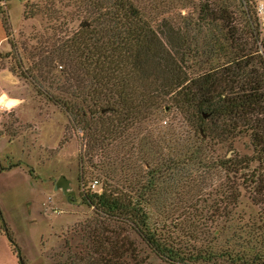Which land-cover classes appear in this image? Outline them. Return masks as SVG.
Instances as JSON below:
<instances>
[{"label":"trees","instance_id":"obj_1","mask_svg":"<svg viewBox=\"0 0 264 264\" xmlns=\"http://www.w3.org/2000/svg\"><path fill=\"white\" fill-rule=\"evenodd\" d=\"M233 1L218 0L201 7L196 21L181 16L178 22L162 18L155 27L136 0H80L85 17L78 28L68 38L52 39L48 46L44 41L32 54L39 57L37 64L19 76L29 80L37 94L58 106L72 125L81 128L91 166L94 153L106 158L95 166L104 170L105 185L100 191L85 189L83 174L78 179L82 204L92 208L104 224L93 225L90 230L89 241L96 245L87 255L86 264H127V255L135 264H142L145 259H135L133 243L123 236L124 227L162 261L184 264L182 252L174 249L165 232L173 223L178 227L180 223L175 221L180 222V217L167 225L165 220L152 222L150 211L155 203L163 206L172 190L179 189L181 177L177 175L184 172L199 179L205 177L195 173V167L203 172H223L217 179L218 199L210 207L214 215L221 217L237 206L242 187L249 190L255 204L263 207L260 222L264 228V36L260 42L262 31L254 0H238V13L233 11ZM54 4V0H45L39 7L27 2L24 16H33L28 9L36 7L54 15ZM0 18L12 47L8 40L12 27L3 7ZM201 24L207 31L203 38ZM191 59L206 65V69L191 74L187 65ZM56 61L62 67L63 83L59 85L49 76ZM48 80L55 87H45ZM171 108L182 119L177 132L171 129L143 134L142 125L159 121L157 112ZM241 135L249 136L251 157L222 162L209 155L211 143ZM122 152V183L114 184L111 180L116 169L111 157L116 155L117 160ZM253 163L257 166L248 170ZM143 165L148 168L141 174ZM180 184L186 189L188 209H195L192 202L201 198L194 192L197 185L183 177ZM0 222L18 263H24L1 210ZM113 224L121 230L112 228ZM238 239L245 244L251 242V236ZM260 242L264 247V236ZM224 245L218 250L208 245L202 259L222 257L233 264L248 263L245 252L233 251L229 239ZM257 256L259 252L249 258L250 264L259 262Z\"/></svg>","mask_w":264,"mask_h":264},{"label":"rangeland","instance_id":"obj_2","mask_svg":"<svg viewBox=\"0 0 264 264\" xmlns=\"http://www.w3.org/2000/svg\"><path fill=\"white\" fill-rule=\"evenodd\" d=\"M5 1L12 27L8 37L12 47L6 54L8 62L3 60L2 63H8L20 81L16 90L22 95L23 103L20 116H17L13 108L0 109V137L6 136L11 143L0 142V210L21 250L25 264H86L87 255L91 250L94 251L96 245L89 241L92 236L90 230L93 225L104 224H100L101 218L95 215L92 208L82 204L80 197L82 190L79 188L78 179L83 174L85 189L100 191L105 185V175L104 170L95 166L106 161V158L94 153L92 159L94 166H91L81 128L72 125L68 116L58 106L37 94L29 80L19 77L37 64L39 57L33 58L32 54L38 51L44 41L48 46L52 39H64L72 35L78 28L80 20L85 17L83 6L80 0H54V15L49 14L43 7L42 9L36 7L40 11H36L35 8L28 9V12H34V15L27 18L23 13V5L28 2L41 7L45 0ZM217 1L136 0V3L146 14L145 18L157 27L162 18L178 22L181 16L196 21L201 7L212 6ZM255 1L264 3V0ZM233 4L235 5L233 11L238 13V0L233 1ZM2 7L1 2L0 8ZM201 25L202 29L199 30L202 31L203 38L207 31L206 27ZM191 30L194 31L196 28L191 27ZM261 31L260 42L264 36V28H261ZM259 49L262 51L261 46ZM203 59L204 57L200 58V61ZM187 65L191 74H196L207 67L192 59ZM53 66L49 76L58 85L62 84L60 73L62 67L58 61ZM44 86H51L49 80ZM52 92L56 93L54 90ZM156 119L159 121L142 125L143 134L167 133L171 129L177 132L182 125V119L173 108L170 111L157 112ZM209 147V155L214 160L219 159L222 162L253 155L249 136L246 135L219 144L211 143ZM122 156L123 152L118 154L117 160L116 155L111 157L116 169V175L111 180L114 184L122 183L119 178ZM256 166L257 164L253 163L248 170ZM147 168L141 166V174H144ZM9 169L11 170L5 171ZM195 169H197L195 173H202L205 177L199 179L198 176L192 174L188 176L184 172L182 176L177 175L181 177L177 182L179 189L172 190L164 202V207L157 203L156 206L152 205L151 221L165 220L169 225L171 219L180 217L178 220L180 222L175 221L180 223L179 226L173 223L174 225L165 232L173 242L174 249L178 248L182 252L184 264H233L222 257L215 260L205 256V259H202L203 251L207 250L208 245L211 244V247L218 250L225 246L226 239L230 240L233 251L245 252L248 263L236 264H250L249 258L258 252L259 262L256 261L254 264H264V247L260 242V238L264 236V228L260 222L263 207L252 201L249 190L240 187L241 197L237 206L229 208L221 217L214 215L210 207L218 199L217 179L223 172L216 169L209 172H203L197 167ZM182 177L197 185L194 192L201 198L192 202L195 203L196 211L187 207L185 200L188 196L184 198L186 189L180 188ZM240 183L243 184L242 181ZM227 213L229 214L223 219ZM112 228L121 230L114 224ZM123 230L124 238L133 243L136 260L144 258L142 264H169L152 253L128 227H124ZM192 234L196 235V239L190 238ZM239 236L243 239L251 236L250 244L243 243L242 239H238ZM235 242L241 246L237 247ZM124 261L127 264H135L130 255H127Z\"/></svg>","mask_w":264,"mask_h":264},{"label":"crops","instance_id":"obj_3","mask_svg":"<svg viewBox=\"0 0 264 264\" xmlns=\"http://www.w3.org/2000/svg\"><path fill=\"white\" fill-rule=\"evenodd\" d=\"M3 8L9 14L8 5L5 0H2ZM10 51V46L7 42V38L3 29L2 21L0 18V109L1 108H13L16 111L17 116H20L21 105L23 103L22 95L17 93L16 88L20 84L18 78L11 72L9 64H3V60L8 62L6 54ZM15 102V103H13ZM7 141L9 139L6 136L0 137V142ZM14 169V168H12ZM16 169V168H15ZM19 169V168H17ZM5 170V171H10ZM0 264H19L16 256L13 253L12 247L7 238L2 232L0 226Z\"/></svg>","mask_w":264,"mask_h":264},{"label":"built area","instance_id":"obj_4","mask_svg":"<svg viewBox=\"0 0 264 264\" xmlns=\"http://www.w3.org/2000/svg\"><path fill=\"white\" fill-rule=\"evenodd\" d=\"M255 13L261 28H264V3L255 1Z\"/></svg>","mask_w":264,"mask_h":264},{"label":"water","instance_id":"obj_5","mask_svg":"<svg viewBox=\"0 0 264 264\" xmlns=\"http://www.w3.org/2000/svg\"><path fill=\"white\" fill-rule=\"evenodd\" d=\"M0 56H1V53H0ZM21 264H24L23 262H21Z\"/></svg>","mask_w":264,"mask_h":264},{"label":"clouds","instance_id":"obj_6","mask_svg":"<svg viewBox=\"0 0 264 264\" xmlns=\"http://www.w3.org/2000/svg\"><path fill=\"white\" fill-rule=\"evenodd\" d=\"M13 103H15V102H13Z\"/></svg>","mask_w":264,"mask_h":264}]
</instances>
